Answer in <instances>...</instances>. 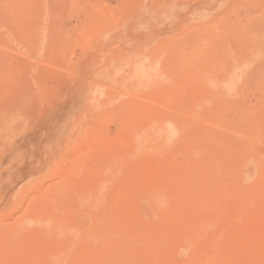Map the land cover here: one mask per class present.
Masks as SVG:
<instances>
[{"label":"rangeland","instance_id":"obj_1","mask_svg":"<svg viewBox=\"0 0 264 264\" xmlns=\"http://www.w3.org/2000/svg\"><path fill=\"white\" fill-rule=\"evenodd\" d=\"M0 264H264V0H0Z\"/></svg>","mask_w":264,"mask_h":264},{"label":"bare ground","instance_id":"obj_2","mask_svg":"<svg viewBox=\"0 0 264 264\" xmlns=\"http://www.w3.org/2000/svg\"><path fill=\"white\" fill-rule=\"evenodd\" d=\"M172 134V133H171Z\"/></svg>","mask_w":264,"mask_h":264}]
</instances>
